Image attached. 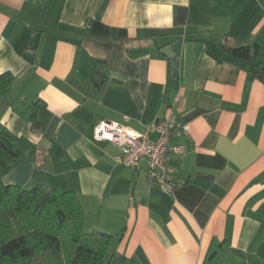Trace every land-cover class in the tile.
Instances as JSON below:
<instances>
[{
  "label": "crops",
  "instance_id": "0c3cea01",
  "mask_svg": "<svg viewBox=\"0 0 264 264\" xmlns=\"http://www.w3.org/2000/svg\"><path fill=\"white\" fill-rule=\"evenodd\" d=\"M223 45L264 47V0H0V120L22 153L2 181L76 193L111 264H264V84ZM169 112L189 127L171 195L95 138Z\"/></svg>",
  "mask_w": 264,
  "mask_h": 264
},
{
  "label": "trees",
  "instance_id": "16d2710c",
  "mask_svg": "<svg viewBox=\"0 0 264 264\" xmlns=\"http://www.w3.org/2000/svg\"><path fill=\"white\" fill-rule=\"evenodd\" d=\"M223 52L251 62L250 78L264 84V47L223 45ZM13 81L11 73L0 75V93L8 94ZM21 156L0 120V264H111L112 236L86 232L76 193L49 188L37 170L32 188L4 184L2 174Z\"/></svg>",
  "mask_w": 264,
  "mask_h": 264
},
{
  "label": "built area",
  "instance_id": "2783aa9c",
  "mask_svg": "<svg viewBox=\"0 0 264 264\" xmlns=\"http://www.w3.org/2000/svg\"><path fill=\"white\" fill-rule=\"evenodd\" d=\"M188 131L189 127L179 124L169 112L159 122L147 125L142 132L103 121L96 128L95 138L98 141H110L119 147L121 153L117 162L121 165L134 167L146 161L149 178L164 193L171 195L176 190L174 171L170 165L171 153H180L181 148L172 147L170 141L174 135Z\"/></svg>",
  "mask_w": 264,
  "mask_h": 264
},
{
  "label": "water",
  "instance_id": "95a60500",
  "mask_svg": "<svg viewBox=\"0 0 264 264\" xmlns=\"http://www.w3.org/2000/svg\"><path fill=\"white\" fill-rule=\"evenodd\" d=\"M37 39L38 36L36 37V39H34L33 43L35 45V47L37 46ZM163 53L169 58L170 64L173 67V69H176L177 65V59H176V55L174 54L172 47L168 46L166 48L163 49Z\"/></svg>",
  "mask_w": 264,
  "mask_h": 264
}]
</instances>
